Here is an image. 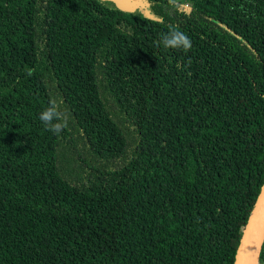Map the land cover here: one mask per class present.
Here are the masks:
<instances>
[{"label":"trees","instance_id":"obj_1","mask_svg":"<svg viewBox=\"0 0 264 264\" xmlns=\"http://www.w3.org/2000/svg\"><path fill=\"white\" fill-rule=\"evenodd\" d=\"M109 2L0 0V264H235L264 186V0ZM169 25L188 52L157 46Z\"/></svg>","mask_w":264,"mask_h":264},{"label":"clouds","instance_id":"obj_2","mask_svg":"<svg viewBox=\"0 0 264 264\" xmlns=\"http://www.w3.org/2000/svg\"><path fill=\"white\" fill-rule=\"evenodd\" d=\"M169 4L175 6L177 0H168ZM157 46L164 49H178L188 52L192 48L190 37L179 30L178 26L169 25L167 32L163 33ZM179 68L180 65L178 64ZM61 103L55 98L50 99L48 106L39 114V120L47 131L53 134H60L67 127V120L61 108Z\"/></svg>","mask_w":264,"mask_h":264},{"label":"water","instance_id":"obj_3","mask_svg":"<svg viewBox=\"0 0 264 264\" xmlns=\"http://www.w3.org/2000/svg\"><path fill=\"white\" fill-rule=\"evenodd\" d=\"M263 243L264 186L245 229L235 264H258Z\"/></svg>","mask_w":264,"mask_h":264},{"label":"rangeland","instance_id":"obj_4","mask_svg":"<svg viewBox=\"0 0 264 264\" xmlns=\"http://www.w3.org/2000/svg\"><path fill=\"white\" fill-rule=\"evenodd\" d=\"M109 5L127 11L137 12H142V6L145 7L143 2L140 3V0H111Z\"/></svg>","mask_w":264,"mask_h":264}]
</instances>
